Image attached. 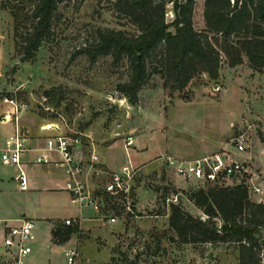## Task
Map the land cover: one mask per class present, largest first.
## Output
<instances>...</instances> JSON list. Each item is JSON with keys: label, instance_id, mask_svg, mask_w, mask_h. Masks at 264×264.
I'll return each mask as SVG.
<instances>
[{"label": "rangeland", "instance_id": "rangeland-1", "mask_svg": "<svg viewBox=\"0 0 264 264\" xmlns=\"http://www.w3.org/2000/svg\"><path fill=\"white\" fill-rule=\"evenodd\" d=\"M13 1L0 0V113L10 111V103L2 100L7 91L13 100L25 104L19 116H30V123L54 122L57 130L45 129L77 138L79 142L72 148L82 157L77 177L88 185L101 186L106 178L93 166L111 169L100 163L99 150L110 156L115 170L127 166L128 176L123 178L127 192L105 196L96 211L108 212L99 219L104 222H112L111 216H122L114 219L117 241L111 248L102 247V238L91 237L101 249L98 255L106 257L107 264H237L232 241L175 240L166 228L167 203L177 202L203 218L205 214L187 199L185 192L197 185L239 181L246 183L250 199L264 201V69L250 71L245 62L237 67L221 63L215 79L200 73L180 90L162 87L160 77L149 74L131 103L115 89L117 82L127 79V62H114L108 54L91 58L81 49L95 38L96 28L135 32L125 17L108 7V0L58 1L50 33L24 61L18 60L12 47V19L6 6ZM201 10L202 0H194L191 19L195 28L202 26ZM164 16L171 19L170 4ZM240 129L247 137L244 150H237L232 143ZM127 135L131 136L129 144H125ZM225 147L232 158L244 162L246 172L221 182L200 184L180 177L171 165L172 161ZM90 153L97 155L98 163L89 160ZM249 177L258 184L259 191L250 189ZM54 195L46 194L38 206L43 210L61 207L64 199L59 196L57 200ZM26 202L34 204L32 198ZM87 210L89 206L82 209ZM6 211L12 212L9 208ZM259 232H264V227ZM70 238L75 239V235ZM74 246L79 264L80 248Z\"/></svg>", "mask_w": 264, "mask_h": 264}, {"label": "trees", "instance_id": "trees-1", "mask_svg": "<svg viewBox=\"0 0 264 264\" xmlns=\"http://www.w3.org/2000/svg\"><path fill=\"white\" fill-rule=\"evenodd\" d=\"M27 1L15 0L6 6L12 19V47L19 61L31 58L50 33L52 12L61 0ZM108 3L135 32L96 28L95 38L81 49L91 58L108 54L114 62H127V79L117 82L115 89L131 103L149 74H157L162 87L180 90L200 73L215 79L221 63L231 67L245 62L251 71L264 69V0H202L201 28L192 24L194 0ZM167 4L172 11L170 20L164 16ZM3 93L11 97L10 92ZM185 193L205 217L168 202L166 228L175 240L232 241L237 264H264V232H259L264 227V201L250 199L245 182L207 183ZM77 223H56L50 232L52 241H65Z\"/></svg>", "mask_w": 264, "mask_h": 264}, {"label": "built area", "instance_id": "built-area-1", "mask_svg": "<svg viewBox=\"0 0 264 264\" xmlns=\"http://www.w3.org/2000/svg\"><path fill=\"white\" fill-rule=\"evenodd\" d=\"M10 103V111L0 113V123L12 122L13 130L4 138L3 148L0 150V162L5 165L15 167V172L11 176L15 187L26 189V173L19 159L20 154L25 150L24 139L27 135L25 128L18 123V117L21 110L25 108L24 103L16 102L11 97L5 98ZM61 115V114H59ZM62 118V116H60ZM44 125H48L45 126ZM40 128L51 127L58 129L54 122L44 123ZM246 138L239 130L235 140L232 142L237 150H244ZM79 142L77 138H71L64 133H55L45 138L44 144L39 148L37 155L31 160L33 163H42L55 166L61 169L65 175L63 188L68 193V202L76 207L89 206L98 211L102 205L104 197L122 196L127 192L126 181L123 179L128 176L126 165H122L120 170H106L93 166L95 172L105 174L106 178L101 186L94 187L88 185L79 176L82 157L80 153H74L73 144ZM131 142V136L127 135L125 144ZM50 151L57 152V157L52 158ZM89 160L96 164L99 162L95 153L89 154ZM171 165L177 175L182 178L194 180L197 183L203 182H221L222 179L236 176L247 171L243 161L232 158L226 150L213 151L211 153L200 154L191 159L172 161ZM92 166V164L90 165ZM248 186L253 191H259L260 187L251 177L248 178ZM173 200L176 195L172 196ZM114 217H109L113 220ZM78 222L77 218L64 217L63 224ZM34 239L32 232V220L23 218L22 223L18 225H6L1 240L3 248L2 264H29L25 257L30 252V241ZM74 245L68 246L63 251L64 264H77L78 257Z\"/></svg>", "mask_w": 264, "mask_h": 264}, {"label": "crops", "instance_id": "crops-1", "mask_svg": "<svg viewBox=\"0 0 264 264\" xmlns=\"http://www.w3.org/2000/svg\"><path fill=\"white\" fill-rule=\"evenodd\" d=\"M238 65L234 66L237 67ZM248 68L251 71L250 67ZM30 119V116L24 118L23 113L18 117L19 125L27 131L23 142L25 150L19 156L26 173V189H16L11 178L15 172V167L0 162V257L3 255L1 240L4 227L6 225H18L22 223L23 218H30L32 220L34 239L29 242L31 249L25 257L29 264H64V249L75 244L80 248L81 259L79 264H107L106 257L104 259V257L98 255V253H101V249H98L100 247L92 238H102L105 242L104 244L101 241L102 247L106 246L111 248L115 245L118 226L116 223L114 224V221L121 215L115 213L117 214L114 217L115 220L113 219L112 222H104L99 219L102 216H106L108 212H96L90 207L89 210L82 211V209L88 206L76 207L68 202V193L63 188L65 176L61 169L51 165L31 162L37 155L39 148L44 144L48 134H53L54 132L50 133L45 128L39 127L44 123H37L34 120L30 123ZM12 125V122L0 123V150L3 148L5 136L13 130ZM224 150L230 156L232 155L226 147ZM99 151L98 157L100 163L108 168L114 169L115 166L113 160L109 158L110 156L108 157L105 150ZM50 156L52 158L57 157V152L50 151ZM177 177L179 176L176 175L175 179ZM49 193L55 194L54 198L57 197V200L59 196L62 197L65 203L61 207L55 205L53 208L41 209L38 204L43 202L44 196ZM19 198L20 200H18ZM29 198L34 200L33 205L26 202ZM7 208L12 210V212H7ZM70 208H73L74 212H71ZM55 210L59 212L53 213ZM64 217L77 218V229L71 232L63 242L52 241L51 228L56 223L61 224ZM35 218H38V220L34 221ZM101 222L107 224L101 225L99 224ZM73 234L75 235V239L70 238ZM75 241L76 243L74 244Z\"/></svg>", "mask_w": 264, "mask_h": 264}, {"label": "bare ground", "instance_id": "bare-ground-1", "mask_svg": "<svg viewBox=\"0 0 264 264\" xmlns=\"http://www.w3.org/2000/svg\"><path fill=\"white\" fill-rule=\"evenodd\" d=\"M45 126H48V125H45ZM45 126H44V127H45Z\"/></svg>", "mask_w": 264, "mask_h": 264}]
</instances>
